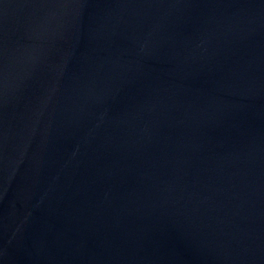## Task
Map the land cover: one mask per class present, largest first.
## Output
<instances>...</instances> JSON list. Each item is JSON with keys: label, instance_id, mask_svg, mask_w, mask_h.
<instances>
[{"label": "water", "instance_id": "water-1", "mask_svg": "<svg viewBox=\"0 0 264 264\" xmlns=\"http://www.w3.org/2000/svg\"><path fill=\"white\" fill-rule=\"evenodd\" d=\"M0 264H264V0H0Z\"/></svg>", "mask_w": 264, "mask_h": 264}]
</instances>
